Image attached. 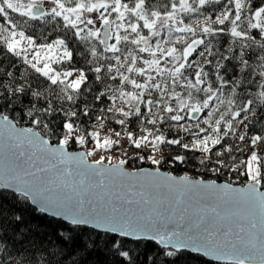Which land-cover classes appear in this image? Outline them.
<instances>
[{
	"label": "snow or ice",
	"instance_id": "6c2138e0",
	"mask_svg": "<svg viewBox=\"0 0 264 264\" xmlns=\"http://www.w3.org/2000/svg\"><path fill=\"white\" fill-rule=\"evenodd\" d=\"M6 134L0 264H264V0H0Z\"/></svg>",
	"mask_w": 264,
	"mask_h": 264
},
{
	"label": "water",
	"instance_id": "95a60500",
	"mask_svg": "<svg viewBox=\"0 0 264 264\" xmlns=\"http://www.w3.org/2000/svg\"><path fill=\"white\" fill-rule=\"evenodd\" d=\"M33 153H35V155H33ZM41 159L42 155L35 152V149L31 148L26 141L20 143L14 138L9 139L7 134L5 135L2 153H0V160L3 161L6 168H28L32 164H35L37 167H41L43 166L40 163ZM53 163H55V161H53ZM215 263L223 264V262Z\"/></svg>",
	"mask_w": 264,
	"mask_h": 264
},
{
	"label": "trees",
	"instance_id": "16d2710c",
	"mask_svg": "<svg viewBox=\"0 0 264 264\" xmlns=\"http://www.w3.org/2000/svg\"><path fill=\"white\" fill-rule=\"evenodd\" d=\"M25 126L26 123H25ZM53 143H55V141H53ZM71 150V149H70ZM144 167H150L149 165H146ZM175 174L179 175V174H182V172L185 170V168H182L181 165L177 164L174 166V168L172 169ZM186 170H192L191 168H187ZM230 179H233L234 178L232 176L234 175H229ZM227 176H221L219 177L218 181H227ZM262 190H264V188H262ZM34 223H37V224H41V228H40V231L43 233V232H48V233H52L54 231V229L56 228V224L55 222H52V223H49V221L47 219L41 221L39 218H37ZM109 258L106 257L103 253L97 255V254H93L90 259H89V264H106V261L108 260ZM181 264H196L195 261H182ZM214 264H220V263H215Z\"/></svg>",
	"mask_w": 264,
	"mask_h": 264
},
{
	"label": "rangeland",
	"instance_id": "374dc122",
	"mask_svg": "<svg viewBox=\"0 0 264 264\" xmlns=\"http://www.w3.org/2000/svg\"><path fill=\"white\" fill-rule=\"evenodd\" d=\"M101 155H104V156L112 155V157H113V163H116L118 161V159H119V157L115 153H107V152H104V151H100L96 156H94V157H88L89 158V161L90 162H93L94 160L99 159V156H101ZM158 155H159V153H158ZM105 163H107V160H105ZM126 167H128L127 169L130 171L134 167H141V166L140 165H133V166H126ZM181 167L182 168H185V166H182V165H181ZM187 168H191L192 169L193 166L192 165H188ZM167 170H169V166L168 165L162 166V171H167ZM189 171H192V170H189ZM227 177H228L227 180H231L229 178L230 177L229 175ZM232 177L235 178V175L232 176ZM238 179H242V178H239L238 177Z\"/></svg>",
	"mask_w": 264,
	"mask_h": 264
},
{
	"label": "bare ground",
	"instance_id": "6f19581e",
	"mask_svg": "<svg viewBox=\"0 0 264 264\" xmlns=\"http://www.w3.org/2000/svg\"><path fill=\"white\" fill-rule=\"evenodd\" d=\"M235 186H242L244 181L243 179H238L237 176H235L234 180L231 179Z\"/></svg>",
	"mask_w": 264,
	"mask_h": 264
}]
</instances>
